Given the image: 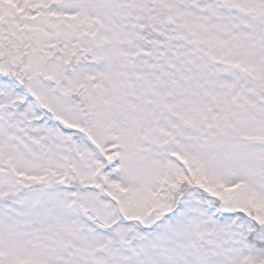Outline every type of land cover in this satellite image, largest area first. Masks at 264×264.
Wrapping results in <instances>:
<instances>
[{
    "label": "snow or ice",
    "instance_id": "1",
    "mask_svg": "<svg viewBox=\"0 0 264 264\" xmlns=\"http://www.w3.org/2000/svg\"><path fill=\"white\" fill-rule=\"evenodd\" d=\"M0 264H264V0H0Z\"/></svg>",
    "mask_w": 264,
    "mask_h": 264
}]
</instances>
